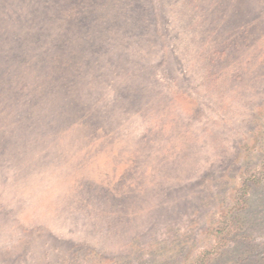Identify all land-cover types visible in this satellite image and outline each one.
Returning <instances> with one entry per match:
<instances>
[{"label":"rangeland","instance_id":"obj_1","mask_svg":"<svg viewBox=\"0 0 264 264\" xmlns=\"http://www.w3.org/2000/svg\"><path fill=\"white\" fill-rule=\"evenodd\" d=\"M262 168L264 0H0V264H264Z\"/></svg>","mask_w":264,"mask_h":264},{"label":"trees","instance_id":"obj_2","mask_svg":"<svg viewBox=\"0 0 264 264\" xmlns=\"http://www.w3.org/2000/svg\"><path fill=\"white\" fill-rule=\"evenodd\" d=\"M262 170H264V168H262ZM251 179V178H250ZM254 179V178H253ZM239 205V202L236 203L235 207ZM234 207V206H233ZM234 210V209H233ZM234 212V211H233ZM224 219V218H223ZM224 220H227L226 218ZM232 221V220H231ZM231 221H225L224 223L227 224V225H231L233 226V222ZM227 230V233H228V229L225 228Z\"/></svg>","mask_w":264,"mask_h":264}]
</instances>
